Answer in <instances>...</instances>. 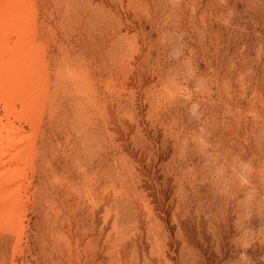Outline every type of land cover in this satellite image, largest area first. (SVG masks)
Wrapping results in <instances>:
<instances>
[{"label": "rangeland", "instance_id": "rangeland-1", "mask_svg": "<svg viewBox=\"0 0 264 264\" xmlns=\"http://www.w3.org/2000/svg\"><path fill=\"white\" fill-rule=\"evenodd\" d=\"M34 2L45 101L0 264H264V0Z\"/></svg>", "mask_w": 264, "mask_h": 264}, {"label": "bare ground", "instance_id": "bare-ground-1", "mask_svg": "<svg viewBox=\"0 0 264 264\" xmlns=\"http://www.w3.org/2000/svg\"><path fill=\"white\" fill-rule=\"evenodd\" d=\"M35 8L34 0H0V227L20 233L18 248L26 227V191L32 183L27 167L34 164V138L39 129L33 119L38 110L42 115L45 101L40 88L34 89L32 75ZM16 122L31 124L35 137L25 138L30 131Z\"/></svg>", "mask_w": 264, "mask_h": 264}]
</instances>
